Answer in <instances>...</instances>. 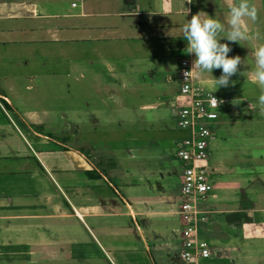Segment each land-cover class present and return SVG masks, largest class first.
I'll return each mask as SVG.
<instances>
[{
    "label": "crops",
    "instance_id": "obj_1",
    "mask_svg": "<svg viewBox=\"0 0 264 264\" xmlns=\"http://www.w3.org/2000/svg\"><path fill=\"white\" fill-rule=\"evenodd\" d=\"M78 1L69 8L68 0H0V104L8 111L0 106V264H264V198L248 187L257 184L254 177L245 176L243 184L230 180L235 170L225 165L223 175L222 168L215 166L219 173L200 228V236L212 245V258L199 263L181 258V201L180 193H175L176 187L181 190V172L177 181L158 142L159 133L168 131L163 126L167 127L164 107L173 111L179 90L172 99L168 86L156 83V103L142 106L152 117L148 130L150 138H156L159 162L142 163L146 154L142 138L149 136L140 126L129 136L139 146L130 154L140 161L127 168L112 157L116 154L88 143L93 134L77 128V122L52 131V119L43 117L45 111L21 101L6 83L13 64L29 58L30 52L39 55L51 45L101 41L93 39L91 0ZM64 3L70 12L64 10ZM155 4L154 11L133 13L135 25L141 28L137 39L157 37L156 41L169 45V55L179 56L177 67L181 58L195 57L185 51V22L175 16L190 20L203 11L225 19L229 9V0H157ZM168 16L173 21L161 18ZM142 17L154 21L143 23ZM251 28L248 24L250 33ZM220 42L229 43V56L245 60L240 68L253 60L250 48L248 57L226 38ZM242 43L255 48L264 39ZM155 60H160L163 70L165 59L155 56ZM167 74V83L172 84L174 75ZM220 75L221 70L212 73L214 78ZM203 76L216 88L210 75ZM224 99L229 105L230 99ZM228 105L225 113H233ZM148 151L152 159V148ZM101 156L117 161V168L106 172L97 161ZM260 182L264 183V175ZM232 186L242 187L247 198H232Z\"/></svg>",
    "mask_w": 264,
    "mask_h": 264
},
{
    "label": "rangeland",
    "instance_id": "obj_2",
    "mask_svg": "<svg viewBox=\"0 0 264 264\" xmlns=\"http://www.w3.org/2000/svg\"><path fill=\"white\" fill-rule=\"evenodd\" d=\"M68 1L69 8L71 3L79 4L78 0ZM110 1L108 4L106 0L104 3L91 0L88 4V13L93 16L95 25L93 39L101 41L51 45L45 49L44 54L40 52L39 55L30 52L29 58L13 64L11 74L5 76L6 83L13 86L14 91L22 97L21 101L28 105L35 104L37 109L45 111V115L40 113L43 117L52 119V131L68 128L70 124L77 122V128L93 134L92 139L86 140L88 143L101 145L109 155L116 154V157H112L127 168L138 165L140 161L130 154L139 146L136 139L129 136L135 127L142 126L147 133H142L144 129L136 132L149 137L142 138L146 154H142L141 161L145 164L158 163L161 155L154 151L156 138H150V124L147 123L152 117L142 106L156 103V83H165L174 99L180 88L175 71L179 56L169 55L170 46L156 41L157 37H153V41L137 39L141 28L135 25L137 19L133 17V13L138 9L154 11L157 9V0ZM251 3L259 12L258 20L248 23L252 27L251 33L259 32L264 37V0H251ZM64 7L65 11L70 12L67 4L64 3ZM177 17L184 22L188 20L175 16ZM161 18L173 21L169 16L166 17L168 20ZM219 19L224 21L222 16ZM140 20L143 23L154 21L152 17H142ZM230 44L245 50L248 57L250 49L254 47L249 43ZM155 56L161 58V61L165 59L163 70L162 66H158L160 60H155ZM253 66L254 60H250L246 68H240L231 77L227 88H215L220 98L230 99L228 107H232L233 113L222 114L223 122L216 130L218 139L212 165L222 168V175L225 174L224 165L234 169V178L230 180L241 184L247 180L245 176L254 177L257 184L253 186L252 183L248 187L256 188L255 191L264 198V183L260 182L264 175V115L258 108L261 90L253 82ZM168 68L170 70L165 72ZM167 73L174 75L175 81L172 84L167 83ZM164 109L167 127L163 126L168 131L159 133L158 142L162 143L163 153L167 155L178 181L182 162L177 157L173 141L178 134H183L178 129L173 111L167 107ZM150 148L152 159L148 156ZM99 160V165L105 166L106 172L118 166L117 161L109 156H101L97 159ZM231 189L232 198H247L242 187L232 186ZM175 193H180L178 187L175 188Z\"/></svg>",
    "mask_w": 264,
    "mask_h": 264
},
{
    "label": "built area",
    "instance_id": "obj_3",
    "mask_svg": "<svg viewBox=\"0 0 264 264\" xmlns=\"http://www.w3.org/2000/svg\"><path fill=\"white\" fill-rule=\"evenodd\" d=\"M191 57H183L176 69L180 84L173 113L183 137L176 142L177 157L182 162L180 209L182 250L181 258L187 263H199L212 258V245L200 236L201 224L207 219L204 205L212 195L218 170L212 165V156L228 100L220 98L211 81L191 71ZM214 97L222 101L216 106ZM1 108L8 114L4 104Z\"/></svg>",
    "mask_w": 264,
    "mask_h": 264
},
{
    "label": "clouds",
    "instance_id": "obj_4",
    "mask_svg": "<svg viewBox=\"0 0 264 264\" xmlns=\"http://www.w3.org/2000/svg\"><path fill=\"white\" fill-rule=\"evenodd\" d=\"M189 3L192 0H188ZM258 9L251 0H229L228 14L222 22L201 11L191 16L190 20L182 26L183 39L187 41L186 53L194 55L191 71L184 73L185 78L195 71L198 75L208 74L216 89L227 88L231 77L240 71V66L245 64L239 55L229 56L232 48L229 43H221L224 38L232 43L259 40V32L251 34L248 23L258 20ZM254 60L252 69L253 82L261 90L258 97L259 112L264 115V43L259 44L251 50ZM214 70H221L219 78H214ZM243 74V73H242ZM234 83V82H232ZM214 103L218 107L222 101L214 97Z\"/></svg>",
    "mask_w": 264,
    "mask_h": 264
}]
</instances>
